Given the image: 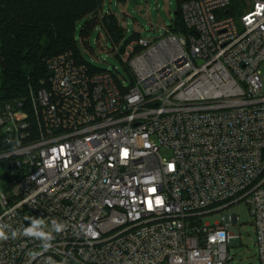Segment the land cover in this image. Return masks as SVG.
<instances>
[{
	"label": "built area",
	"instance_id": "built-area-1",
	"mask_svg": "<svg viewBox=\"0 0 264 264\" xmlns=\"http://www.w3.org/2000/svg\"><path fill=\"white\" fill-rule=\"evenodd\" d=\"M227 9L184 0L186 34L126 45L130 87L66 51L0 101V264H226L238 215L198 218L239 202L264 264V0ZM33 218L64 225L48 250Z\"/></svg>",
	"mask_w": 264,
	"mask_h": 264
},
{
	"label": "trees",
	"instance_id": "trees-1",
	"mask_svg": "<svg viewBox=\"0 0 264 264\" xmlns=\"http://www.w3.org/2000/svg\"><path fill=\"white\" fill-rule=\"evenodd\" d=\"M102 3L103 0H0V101L24 98L29 85L35 86L47 77L48 58L71 51L78 59L76 26L82 21L80 37L84 42L87 17H95ZM181 4L174 14V24L169 26L174 35L186 34ZM102 27L112 43L121 45V53L131 41L140 38H124L113 15L103 17Z\"/></svg>",
	"mask_w": 264,
	"mask_h": 264
},
{
	"label": "rangeland",
	"instance_id": "rangeland-1",
	"mask_svg": "<svg viewBox=\"0 0 264 264\" xmlns=\"http://www.w3.org/2000/svg\"><path fill=\"white\" fill-rule=\"evenodd\" d=\"M184 0H103L101 11L95 16H88V29L82 43L79 22L75 30V49L78 61L89 65L95 71H110L118 82L130 87L131 79L127 65L119 59L120 46L115 52L116 44H112L103 26L105 12L111 13L123 30L124 38L139 36L148 40H157L164 36V27L174 24L175 13L179 12L180 3ZM252 0H229L230 15L234 23L239 26V17L247 11ZM98 40V44L95 41ZM114 47V48H113ZM113 68H116V72ZM264 81V67L261 68ZM1 85V68H0ZM2 170L0 169V184L4 188ZM7 191L6 193H8ZM238 215V241L228 245L227 253L230 260L226 264H259L257 255L256 237L252 224V217L244 202L232 204L220 212L199 217L203 224L213 226L222 224L225 214Z\"/></svg>",
	"mask_w": 264,
	"mask_h": 264
},
{
	"label": "clouds",
	"instance_id": "clouds-1",
	"mask_svg": "<svg viewBox=\"0 0 264 264\" xmlns=\"http://www.w3.org/2000/svg\"><path fill=\"white\" fill-rule=\"evenodd\" d=\"M44 225V221L40 219L33 218L30 221V226L25 227L22 231V235L29 236V237H35L42 241V247L45 250H48L52 247L51 241L55 238L52 235V231H55L57 233L61 232L64 229V225L62 223H58L57 221H52L51 231H45V230H38V226ZM6 225H0V241L8 240L9 235L5 231ZM17 231L13 230L11 232V237L15 238L17 236ZM48 264H55V262H52L49 258Z\"/></svg>",
	"mask_w": 264,
	"mask_h": 264
},
{
	"label": "water",
	"instance_id": "water-1",
	"mask_svg": "<svg viewBox=\"0 0 264 264\" xmlns=\"http://www.w3.org/2000/svg\"><path fill=\"white\" fill-rule=\"evenodd\" d=\"M229 13V9H227L226 11H225V14L227 15Z\"/></svg>",
	"mask_w": 264,
	"mask_h": 264
}]
</instances>
